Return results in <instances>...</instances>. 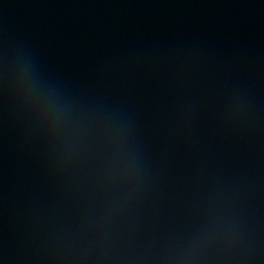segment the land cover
Returning <instances> with one entry per match:
<instances>
[{
  "label": "water",
  "instance_id": "water-1",
  "mask_svg": "<svg viewBox=\"0 0 264 264\" xmlns=\"http://www.w3.org/2000/svg\"><path fill=\"white\" fill-rule=\"evenodd\" d=\"M0 264H264V0H0Z\"/></svg>",
  "mask_w": 264,
  "mask_h": 264
}]
</instances>
